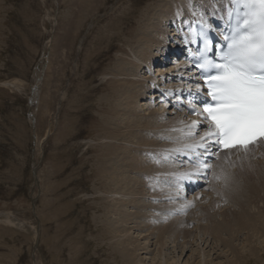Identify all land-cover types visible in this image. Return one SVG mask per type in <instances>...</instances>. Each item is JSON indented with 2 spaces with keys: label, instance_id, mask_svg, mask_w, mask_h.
Returning <instances> with one entry per match:
<instances>
[{
  "label": "rangeland",
  "instance_id": "374dc122",
  "mask_svg": "<svg viewBox=\"0 0 264 264\" xmlns=\"http://www.w3.org/2000/svg\"><path fill=\"white\" fill-rule=\"evenodd\" d=\"M152 2L0 0V264H126L116 246L117 240L125 236L124 233L113 236L105 230V223H108L107 226L119 227L114 221L115 213L101 216L102 208L107 203L102 201L104 186L100 179H96L95 170L98 167L97 155L100 153L97 145L106 140L105 135L99 133L106 114L103 105L99 104L102 98V101H106L109 92L105 83L109 76L108 69L122 55L120 49L126 46L135 29L140 11ZM168 24L164 27L167 28ZM175 24H170L166 37V43L170 42V46H173L168 48L170 54L161 56L162 62L151 63V70L144 65L139 71L141 76L147 78L160 77L159 73L167 70L163 75L164 85L158 84L152 90L151 96L156 95L157 98L144 96L134 102L139 111L132 117L133 121L147 117L144 113H149L152 106L157 110L165 105L160 106L156 99L162 98L160 103L166 102L173 111L172 114L163 115V120L153 119L155 123L151 122L150 129L157 135L151 139L153 146L148 147L152 150L150 163L152 159L155 161L158 158L159 148L175 150L174 154L177 155L180 152L179 141L164 138L172 133V129L169 130L164 124L175 115L183 113L178 102L173 100L177 94L169 95L168 88H165L171 83L169 79H172L168 75L173 68L175 70L178 61L188 63L182 53L181 36L185 31L183 29L181 36L174 40ZM176 41L178 45H172ZM190 68L189 65L187 73L193 72ZM177 79H181V76H177ZM141 103L145 104L141 106ZM181 116L188 120L186 113ZM141 134L126 139L138 144ZM172 141L174 143L170 145ZM129 143L126 140L121 142L124 146H130ZM256 148H253L254 151ZM260 153L239 157L227 155L228 161L222 163L219 173L231 177L230 180L241 186L246 183L247 191L258 197L256 191L263 194L259 187L264 181L263 175L261 177L258 174V170L264 171V154ZM171 156H165L161 162L169 170L163 177L160 171L158 174L154 170L149 172L151 178L148 183L153 187L150 191L143 176H139V173L136 175L135 170L129 173L130 176L138 177L133 178L136 180L137 186L134 184V187L137 193L131 196L125 191L127 195L123 199H127V205L122 204L121 209L125 216L131 215L136 207L133 202L129 204L128 200L131 197L136 202L138 200L143 209L137 217L136 225L148 226L140 234H137V227L130 230L129 235L135 241L146 244L148 251H137L136 260L143 258L134 264H160L157 255V237L160 236L166 242L163 253L170 264H193L199 257L192 249L197 248L192 235L186 239L189 243L184 245L188 251L185 250L177 260V250L172 252L175 243H171L170 239L176 235H161V229H152L155 227L153 224L165 225L183 219L188 225L186 229L198 232V228L203 231V227L211 225L206 221L211 213L215 215L223 210L232 212L237 209L236 204L224 198V193L213 190L214 186L219 189L223 181L215 173L219 162L217 155L209 160L203 182L194 188L184 184L183 179L196 178L199 173L192 172L196 168L189 167L186 171L189 175H183V157L179 159L181 155ZM232 158L235 159L231 161ZM175 167L178 172H175ZM213 173L214 177H211ZM177 182L179 188L176 187ZM155 188L159 194L154 193ZM254 196L252 198L256 201L253 205L260 208V198ZM211 200L215 204H211ZM181 201L189 202L185 203V209L172 208L181 204ZM201 208L207 209V215L201 212ZM254 209L256 211L257 208ZM106 210L110 211L109 206ZM161 215L164 220H161ZM216 215V218H221ZM121 225H127L125 228L134 226L131 216ZM178 227L186 230L182 224ZM262 238L260 235L257 240L262 241ZM177 240L181 245V236ZM209 242V247H215L213 240L208 239ZM215 251L216 248L211 250L206 259L212 264L224 263L219 257L222 254ZM257 253L245 258L241 264H264V247L258 248Z\"/></svg>",
  "mask_w": 264,
  "mask_h": 264
},
{
  "label": "bare ground",
  "instance_id": "6f19581e",
  "mask_svg": "<svg viewBox=\"0 0 264 264\" xmlns=\"http://www.w3.org/2000/svg\"><path fill=\"white\" fill-rule=\"evenodd\" d=\"M229 7V0H153L152 3H149L140 11V19L138 20V22H136V26L134 25L135 29L132 28L133 31H130V39L128 38L127 41L128 46L126 44V46L124 45L121 47L120 51L122 52V55H120V57L116 59L113 67H111V69H108L107 71L109 73V76L105 80V83H107L109 92L106 94V101H102V98L99 104L103 105L102 109L104 110V114H106V118L101 124L99 133H103L105 137L103 135L102 136L106 140L102 143L99 142V144L97 145V147H99L100 149V153H97L98 157L96 161L98 162V167L96 168L95 172L97 173L96 179H100L101 183L104 186V191H102V201L107 203L102 208L103 213L101 216L106 217V214L111 215L115 213V215L113 214L115 216L114 221L119 224V227H117L112 225L107 226L108 223H103L105 225V230L108 235L112 234L113 236H116L117 233H124L125 236L122 238V240H117L116 246L119 247V252H121L120 256L123 260H125L126 264H134L135 261L137 262L139 261V259L143 258L140 257L138 260H136L135 255L137 251H140L142 249L143 252L147 251L146 244L138 242L139 240L135 241V239H133L129 235L130 230L133 228L136 229L137 227V234H140L141 232L147 230L148 227L146 225H136L138 219L137 217H139L143 209L142 203H138V200L136 202L133 197L128 200L129 204L133 202L136 207L135 211L133 210L131 215L127 214V216H125L123 210L121 209L122 204L127 205V199H123V197L127 195L126 193L129 192L131 196L137 193V188L134 187L136 180H134L133 178L135 177L136 179L138 177L130 176L129 173H131L132 170L137 171L136 175H138L139 173V176H143V178H145L147 181L146 183H148V180L151 178L149 176V172H151L152 170L156 171V174H158L160 171L162 173V177L164 176V173L169 172L168 168H166L165 165H161V162L164 161L165 156H171L173 154L174 157H180L181 155L179 159L183 157L182 160H184V163H181V165L184 164L185 166L182 169V174L186 176L189 175L186 171H188L189 167L191 168V166H194L196 168L194 169V171H192L193 173H199L196 174L198 175L196 176V178H189L193 181L192 185L189 183V188H194L198 185V181L203 182L204 177L206 176V170L203 168V165H196L195 163L193 164L189 162L184 156L186 154H190L191 148L193 149L194 147H198V145L202 142L201 138L204 137L205 134L210 130L209 123L202 122L201 118L188 115V120L183 119L181 114L186 113L185 109L183 108V113L175 115L173 118L169 119L168 122H166V120L164 119V121L166 122L164 126L169 128V130L172 129L171 134H163L167 136V138L166 136L164 138L166 140L168 139L173 141H179L178 145H180V148L178 149H180V152L177 155L174 154L175 150L164 147L159 148L157 150L159 154L158 158L155 161H153L152 159L150 163L149 156L152 155V150H150L148 147L152 145V137L157 135L156 133H154L153 129H150L151 122L153 124L155 123V121L162 119L163 115L165 116L166 113L172 114L173 111H171L169 105L166 102L160 103V101H162V98H160L159 100L156 99V101L159 102L158 104H160V106L161 104H165L164 106H162V108L159 107L156 110L155 106H152L151 111L149 113H144L145 115H148L147 117H143L140 121L138 120L137 122L133 121L134 119L132 117L136 116L139 111L138 107L135 106L134 102L141 100L144 96L150 98H157L156 95L151 96L153 92L152 90H155L156 85L158 84L164 85L163 75L164 72L167 70H162L159 73L160 77L148 76L147 78L141 76L139 74V71L142 67H144V65H147L149 70H151V63H157L160 61L162 62L163 59H160V57L163 55L170 54L171 50L169 51L168 48H172L173 46H170V42L169 44L166 43V37L168 35V30H170L169 26L171 23H176V28L173 32L174 40L178 39V36L182 33L183 29L185 31L182 36L180 35L182 39V53L183 56H185V47L183 39L187 38L188 28L191 26L192 22L194 20H197L207 22L210 25H216L223 18L227 17ZM167 22H169V24L168 27L165 28L164 26ZM131 25L133 26V24ZM126 28L124 27V29ZM118 29L120 30V28ZM121 30L123 29L121 28ZM176 44L178 45L177 41L174 42V44L172 45ZM188 66L189 62L185 64L184 62L178 61L175 70H173V68L172 72L168 75V78L170 77L172 79H169V82L171 83L167 84L165 88H168L169 95L172 93L177 94V97H174L173 99L175 102H179V95H181V91L195 86V84L197 83V79H199V76H192L194 71L192 73H187ZM177 76H181V79H177ZM184 76H186L185 79H188L189 76H192V78L189 81H185L183 80ZM184 97H182L181 100H183ZM144 104L145 103H141V106H143ZM146 109L144 110L146 111ZM142 126H144V130L142 129ZM145 127H147V129ZM156 127H158V125ZM139 133L142 134L139 136L140 138L138 144L133 143L132 140L129 141V139H126V137L132 138ZM124 140H126V142H130V146H127L126 144L125 146L122 145L121 142H124ZM173 141L172 143H170V145L174 143ZM212 147L213 146L210 140L205 142V149H211ZM253 148H256V150L254 151ZM198 150L199 153L204 152V150L200 147H198ZM142 152L144 153L143 155ZM182 152L184 155H182ZM259 152H261L260 154H264V139L258 140L256 143L250 144L246 148L234 147L225 151H221L217 154L219 162L217 163V169H215V173H218L223 181L221 180L222 183L219 189H215L214 186L213 190L217 191V193H224V198L227 199L229 202L233 203L234 205L236 204L237 209L233 210L232 212L228 210H221L222 212L216 213L220 215L221 218H216L217 215L211 213V216L206 217V221L211 224L208 225L209 229L204 225L206 228L203 227V231L200 230L198 227H195V229L198 228V232H192L191 229H186L188 225L185 224L183 219H178L165 225L156 224V226L155 224H153V226L155 227H153L152 229H161V235H176L175 238L170 239L171 243H175V247L172 248V252H175V250H177V260L185 250L188 251V247L184 245H187V243H189V240L186 239L190 235H192L193 241H195V243L197 244V248L195 247L192 249L193 251L195 250L197 252V257H199V260H196V262L194 261L193 264H212L211 261L206 259V257L210 255V251L215 250V248L217 252H220L219 255L222 254L221 256H219L224 262H220L222 264H241V262L245 261V258H247L248 256H255L259 254L257 253V249H262L264 247V181L260 184L259 187L263 190V194L260 195V193L256 191V193L259 194L258 197L260 198L258 202L262 203L260 204L262 206L258 208V206H254V201L256 200L252 198V196L254 195V197H256L257 194L251 193V191H249V193L245 187L246 183L244 184V186H241L238 182L235 183L230 180L231 177H226L223 175V173H219V169L221 170V168L223 167L222 163L228 161V157H226L227 155L239 157L243 155H248L249 153H251V155L258 154ZM191 156L194 157L193 155ZM200 158L202 157L197 155L193 159L198 161V159L201 160ZM233 159L235 158H232L231 161ZM209 160L210 159H208L206 163L207 168L209 165ZM177 167H175V172H178ZM172 169H174V167ZM258 174H260L261 177L262 175L264 177V171H262L261 169L258 170ZM211 177H214V173L211 174ZM236 179L238 181V178ZM135 186L137 185L135 184ZM179 186L180 184L177 182L176 187L179 188ZM147 187L150 191L152 184L148 183ZM170 189H167V191H169ZM254 189L255 188H253V190ZM157 190L158 189L154 191L155 194H159ZM125 191L127 192L125 193ZM180 191L181 189L178 190V192ZM249 194H251L252 196ZM178 196L181 197L182 194ZM193 200L194 199H192V201ZM185 203L184 201H181V204H176L172 206V208L185 209ZM212 203L215 204V202L213 201L211 202V204ZM251 205H253L254 208H257L256 211L254 208L251 209ZM107 206H109L110 211L106 210ZM161 210L163 209L161 208ZM201 212L207 215V209L201 208ZM130 216L132 221L134 222V226L131 225V228H125V226L127 225L123 226L121 225V223L127 221ZM141 216L144 217L145 213ZM161 220H164V217L162 215ZM110 224L114 223L110 222ZM180 224H182L186 230H184L182 227H178ZM260 235L261 237H263L262 241L257 240L258 236ZM178 236H181V245L177 240ZM174 239H176V242ZM208 239L213 240L212 244L214 243L215 247L213 245L209 247L211 241L208 243ZM157 241V255L160 257L159 263L170 264V260L166 259L165 254L163 253L164 248L166 247L164 237H157ZM133 243L135 244L133 245ZM165 253L167 254L168 252ZM167 255H169V253Z\"/></svg>",
  "mask_w": 264,
  "mask_h": 264
},
{
  "label": "snow or ice",
  "instance_id": "6c2138e0",
  "mask_svg": "<svg viewBox=\"0 0 264 264\" xmlns=\"http://www.w3.org/2000/svg\"><path fill=\"white\" fill-rule=\"evenodd\" d=\"M229 23L219 61L206 60L211 69L206 84L211 102H205L209 131L200 148L214 138L225 149L244 147L264 139V0H229ZM207 47V46H206Z\"/></svg>",
  "mask_w": 264,
  "mask_h": 264
}]
</instances>
